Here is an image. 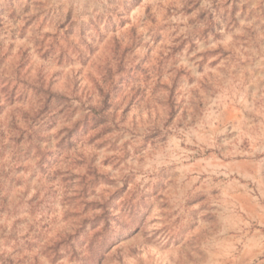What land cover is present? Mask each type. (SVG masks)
<instances>
[{
  "label": "rangeland",
  "instance_id": "1",
  "mask_svg": "<svg viewBox=\"0 0 264 264\" xmlns=\"http://www.w3.org/2000/svg\"><path fill=\"white\" fill-rule=\"evenodd\" d=\"M0 264H264V0H0Z\"/></svg>",
  "mask_w": 264,
  "mask_h": 264
}]
</instances>
